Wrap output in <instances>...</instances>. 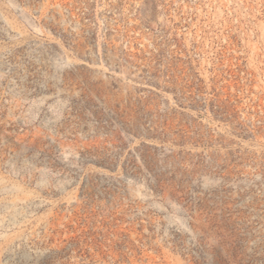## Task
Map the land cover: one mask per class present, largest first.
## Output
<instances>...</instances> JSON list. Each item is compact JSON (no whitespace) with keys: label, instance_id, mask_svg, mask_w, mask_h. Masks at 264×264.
Masks as SVG:
<instances>
[{"label":"rangeland","instance_id":"rangeland-1","mask_svg":"<svg viewBox=\"0 0 264 264\" xmlns=\"http://www.w3.org/2000/svg\"><path fill=\"white\" fill-rule=\"evenodd\" d=\"M0 264H264V0H0Z\"/></svg>","mask_w":264,"mask_h":264}]
</instances>
